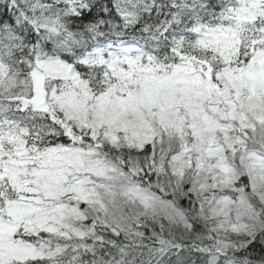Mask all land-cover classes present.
<instances>
[{"label":"snow or ice","instance_id":"1","mask_svg":"<svg viewBox=\"0 0 264 264\" xmlns=\"http://www.w3.org/2000/svg\"><path fill=\"white\" fill-rule=\"evenodd\" d=\"M0 264H264V0H0Z\"/></svg>","mask_w":264,"mask_h":264}]
</instances>
